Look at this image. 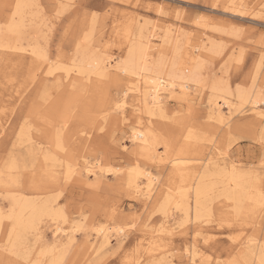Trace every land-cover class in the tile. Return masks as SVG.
<instances>
[{
	"label": "rangeland",
	"instance_id": "rangeland-1",
	"mask_svg": "<svg viewBox=\"0 0 264 264\" xmlns=\"http://www.w3.org/2000/svg\"><path fill=\"white\" fill-rule=\"evenodd\" d=\"M0 41L11 46L0 48V264H189L190 253L196 264H259L264 118L237 93H260L264 101V0H0ZM143 52L151 55L144 75L172 71L188 80L186 99L176 94L163 113L140 121L164 166L140 155L137 91L119 75ZM30 57L38 72H29ZM224 91L235 105L231 112L221 106L220 122L210 106ZM121 100L124 116L112 109ZM182 151L191 158L182 171L188 181L204 176L209 187L195 223L176 208L189 191L191 216L192 190L169 165ZM84 161L100 162L109 174L86 177L76 167ZM137 169L158 178L150 199H136L128 183ZM35 211L43 213L36 219ZM17 214L25 223L34 218V228L17 232ZM58 222L74 236L54 234ZM115 225L128 236L113 233L97 249V229Z\"/></svg>",
	"mask_w": 264,
	"mask_h": 264
},
{
	"label": "bare ground",
	"instance_id": "bare-ground-1",
	"mask_svg": "<svg viewBox=\"0 0 264 264\" xmlns=\"http://www.w3.org/2000/svg\"><path fill=\"white\" fill-rule=\"evenodd\" d=\"M233 2V1H232ZM236 8V7H235ZM253 9V8H252ZM20 10V8H19ZM232 11V10H231ZM23 13V12H22ZM234 13V12H233ZM22 17V16H20ZM150 28V27H149ZM7 30L9 33L11 34H15L17 32V29L15 26H10V27H7ZM32 30V29H30ZM155 35H152L151 38H154ZM148 39V38H147ZM86 40V38H85ZM147 49L150 50L152 48V42H149L147 41ZM150 43V44H149ZM24 44V43H23ZM137 44V43H136ZM82 45V44H81ZM92 47V46H91ZM141 47V46H140ZM0 48L1 49H9L11 48V46H8V44H4L3 42L0 41ZM83 48V47H82ZM88 48V47H87ZM136 48H138L136 46ZM92 49V48H91ZM139 50V49H137ZM178 52V51H177ZM24 53V52H23ZM139 53V52H138ZM144 53V52H143ZM34 54H36L34 52ZM38 55V54H37ZM84 55V54H83ZM139 55V54H138ZM33 56V55H32ZM82 56V55H81ZM129 56V55H128ZM142 57H139L135 56L133 57V59L137 58L135 61L133 60H129L126 65H122L121 68H119V72L120 74L119 75H123L124 78L126 81H128L129 83L133 84L132 88L134 90L137 91V104L136 106L134 105L135 107V110L133 111L134 113H136V120H137V124H138V127L136 129L133 130V138L137 141V143H139L140 145V148H141V153L140 154L142 157L143 156H146L148 157L149 159H155L158 161V163L162 166L164 165H167L166 161L167 160L166 158L162 157L159 153V150L156 148V147H152L153 144V137L150 135L152 133H150V130H146V129H140L139 126H140V121L143 119V116L144 115H148L150 117H152L155 113H163V110L164 108L166 107L167 105V102L168 99L174 97L176 98L174 95H180L181 97L185 98L186 99V93L185 91L188 89V83L186 81V79L183 77H177L172 75L171 73H173L172 71L170 72V74H163V75H155V76H148V75H144L145 72V68L147 66V64L149 63V60L148 58L151 56L149 55V53L145 54L144 55H141ZM25 57V56H24ZM26 58V57H25ZM36 58V57H35ZM79 58V56H78ZM39 59V58H38ZM37 59V60H38ZM180 59V58H179ZM30 60L31 57H30ZM40 60V59H39ZM45 60V59H44ZM77 60V59H76ZM128 60V59H127ZM161 60V59H160ZM35 63H34V62ZM89 61V60H88ZM104 61V60H103ZM23 62V61H22ZM37 61L35 59L32 60V64L31 66H29V72H34V71H37L39 70L38 68L40 67L39 63H36ZM43 62V61H41ZM84 62V61H83ZM86 62V61H85ZM84 62V63H85ZM100 62V61H99ZM25 63V62H24ZM73 63V62H72ZM90 63V62H89ZM101 63V62H100ZM132 63V64H131ZM30 64V63H29ZM44 64V62H43ZM176 64V63H175ZM178 64V62H177ZM96 65V64H95ZM99 65H102V64H99L97 63L96 67H99ZM104 65V64H103ZM102 65V67H103ZM174 65V64H173ZM172 65V66H173ZM90 66V65H89ZM175 66V65H174ZM42 67V66H41ZM101 67V66H100ZM151 67V66H150ZM155 67V65H154ZM74 68V67H73ZM176 68V67H175ZM196 68V67H195ZM45 69V68H44ZM43 69V70H44ZM147 69V68H146ZM167 69V68H165ZM172 69V68H170ZM174 70V69H172ZM99 71V69H98ZM101 71V69H100ZM105 71V70H104ZM151 71V69L149 70ZM168 71V70H167ZM38 72V71H37ZM36 72V73H37ZM152 72V71H151ZM176 72V71H175ZM174 72V73H175ZM103 73V72H102ZM178 73V72H177ZM195 73V72H194ZM40 74V73H39ZM28 76V75H27ZM67 77V76H66ZM90 77V76H89ZM37 78V77H36ZM102 78V77H101ZM26 79V78H25ZM185 79V80H184ZM188 79V78H187ZM98 81V80H97ZM129 85V84H128ZM22 86V85H21ZM130 86V85H129ZM214 87V86H213ZM217 87V86H216ZM214 87V88H216ZM220 87V86H219ZM255 87V86H254ZM129 88V87H128ZM131 90V88L129 89ZM222 90V89H221ZM260 90V89H259ZM220 91V90H219ZM133 92V91H132ZM241 92V91H239ZM246 92V91H245ZM126 94V93H125ZM224 94H226L227 96H225V98H215L213 100L212 98V101H211V112L215 113V116H216V119L219 120L220 122L223 121L224 119V116H223V112L221 111V106L222 105H225L226 108L228 109L229 112L232 111V106H234L235 104L231 103V100H230V93H226L224 91ZM238 94V100L241 104H244V103H248L251 105V111L254 112V115L256 118L258 119H263L264 118V110H261L259 108L260 105H263L264 107V101H262L260 99V96L259 94H254L252 93L253 95L250 96V94L248 95L247 94H244V93H237ZM136 95V94H135ZM261 95V94H260ZM178 96V97H180ZM214 96V95H213ZM125 97V96H124ZM177 97V98H178ZM126 98V97H125ZM176 98V99H177ZM234 98V97H233ZM134 100V99H133ZM184 100V99H183ZM264 100V99H263ZM127 101V100H126ZM125 100H121L120 102L116 103V105L112 108V109H115L117 111V113L119 112L120 115L124 116V114L126 113V105H127V102ZM187 101V100H186ZM132 102V101H131ZM134 102V101H133ZM86 105V104H85ZM131 106V105H129ZM240 106V105H239ZM245 106V104L243 105V107ZM128 107V106H127ZM45 108V107H44ZM131 108V107H130ZM113 111V110H112ZM14 115V114H13ZM105 115V114H104ZM253 115V117H254ZM106 117V116H105ZM225 121V120H224ZM232 122V121H231ZM151 123V122H150ZM142 126V125H141ZM84 130V129H83ZM196 138V137H195ZM84 140H87V139H84ZM192 140V139H191ZM44 141V140H43ZM198 141V139H197ZM189 142V141H187ZM191 144V143H190ZM189 144V145H190ZM194 144V142H193ZM192 144V146H193ZM220 146V144H218ZM217 145V146H218ZM137 146V145H136ZM186 146V145H185ZM196 146V145H195ZM194 146V148H195ZM213 146H216L215 144ZM216 146V147H217ZM187 147V146H186ZM191 147V146H190ZM197 147V146H196ZM193 148V147H192ZM191 148V150H192ZM193 148V149H194ZM199 148V146H198ZM198 148L196 150H198ZM204 148V147H203ZM185 149V148H184ZM190 148H187L186 150H188ZM216 149V148H215ZM204 150V149H203ZM202 150V151H203ZM217 150V149H216ZM194 151V150H193ZM211 151V150H210ZM169 153L168 151V147H164V152L163 153ZM185 151H182L180 152L178 155H176V157H174L171 162H169L170 164V167L172 168L173 172L181 179V181L183 180L184 182H186L187 184H189V187L188 189L191 191L192 190V204H191V216H190V213H189V210H190V207H189V204H188V192L189 191H184L183 194H181V198H179V201H177V205H176V208L178 210H181L183 212H185V216L187 218V222L190 221L191 219V223H195L197 221H199L202 217V212L204 211L203 209L206 208L205 207V203L206 201H204V199H207L205 196L206 194L208 193L209 191V187L205 184V177L202 176L200 180L194 182V183H191V181H188V180H192L190 178L187 179L186 175L187 174H183L182 171L185 167V161L187 159V157H185ZM192 152V151H191ZM213 152V151H212ZM188 154L189 151L187 152ZM196 153V151H195ZM194 153V154H195ZM203 153V152H202ZM192 154V153H191ZM199 154V153H197ZM200 154H201V151H200ZM167 155V154H166ZM164 155V156H166ZM185 155V156H184ZM202 155V154H201ZM199 156V155H198ZM197 156V157H198ZM206 156V155H205ZM191 157H194L191 156ZM169 158V157H167ZM203 158V157H202ZM205 158V157H204ZM213 158V157H212ZM215 158V157H214ZM191 159V158H189ZM187 159V160H189ZM192 159H196V158H192ZM201 159V158H200ZM207 159V158H206ZM205 159V160H206ZM191 161V160H190ZM189 162V161H188ZM196 161H194L195 163ZM206 162V161H205ZM208 162V161H207ZM206 162V163H207ZM203 163H201L202 165ZM225 164V163H224ZM78 165H80L82 167V173L86 176V177H89V176H92V177H96L98 175H102V176H105V175H108L109 172L108 171H104V166H102V164L100 162H89V161H84V163L82 164H76V167H78ZM193 165V163H192ZM196 165V164H195ZM198 165V164H197ZM200 165V164H199ZM194 166V165H193ZM12 167V166H10ZM159 167V166H158ZM191 167V166H190ZM189 168V166H188ZM72 170V169H71ZM76 169H73L72 172L75 173ZM70 172V171H69ZM10 173V172H9ZM13 173V172H11ZM206 174V173H205ZM209 174V173H208ZM175 175V176H176ZM184 176V177H183ZM195 176V175H194ZM72 177V176H71ZM131 177V175H130ZM235 177V176H234ZM239 178L240 176H236V178ZM199 178V177H197ZM196 178V179H197ZM217 178V177H216ZM237 178V179H238ZM140 179H144L142 181H139ZM235 179V178H234ZM233 179V180H234ZM240 179V178H239ZM206 180H207V177H206ZM241 180V179H240ZM129 182V185L131 186V188L133 189V192H134V195L136 199H140L141 197H151L152 196V192L154 189H152L154 187V185L157 184L158 181V178L157 176H155L151 170H147V171H141L139 169H137L135 172H134V176L132 178H130L128 180ZM180 181V180H179ZM230 181H232L230 179ZM237 181V180H235ZM244 181V180H243ZM190 182V183H189ZM193 182V181H192ZM217 182V181H216ZM236 183V182H235ZM225 184V183H224ZM230 184H232L230 182ZM234 184V183H233ZM245 183H243L244 185ZM223 185V184H222ZM235 185V184H234ZM237 185V184H236ZM235 187V186H234ZM233 187V188H234ZM238 188L240 187L239 183H238ZM223 188V187H222ZM236 188V187H235ZM242 189V188H241ZM240 190V189H238ZM236 191V190H235ZM231 192H234L231 191ZM243 192V191H242ZM190 193V194H191ZM235 193V192H234ZM224 194V193H223ZM226 194V193H225ZM148 195V196H147ZM229 195V194H228ZM232 195V194H231ZM239 195V194H238ZM243 195V194H242ZM230 196V195H229ZM228 196V197H229ZM240 196V195H239ZM13 197V196H12ZM233 197V196H232ZM154 198V197H153ZM150 199V198H149ZM187 199V200H186ZM225 199V198H224ZM234 199V198H233ZM236 199V198H235ZM240 199V198H239ZM141 200V199H140ZM139 200V201H140ZM148 200V199H147ZM226 200V199H225ZM222 201V200H221ZM227 201H230L227 199ZM13 202V200H12ZM220 202V201H219ZM218 202V203H219ZM235 202V201H234ZM34 203V202H33ZM233 203V201H232ZM240 203V202H239ZM237 203V204H239ZM215 204V203H214ZM222 204V203H221ZM231 204V203H230ZM234 204V203H233ZM223 205L224 206H228V204H226V202H223ZM235 205V204H234ZM255 205L257 207H263V210H264V198L262 197H257L255 199ZM13 206L14 207H17L20 211H23V210H26V208H28V204L27 203H22V202H19V201H14L13 202ZM12 206V209H14V207ZM238 206V205H237ZM235 207V206H234ZM240 207V206H238ZM237 208V207H236ZM36 209V208H35ZM238 209V208H237ZM264 212V211H262ZM20 213V212H18ZM34 213H36V219L41 216V211H35ZM230 213V212H228ZM2 214L1 211H0V224H1V221H2ZM214 215V214H213ZM229 217V216H227ZM57 218V217H56ZM55 218V219H56ZM54 219V218H53ZM244 219V218H243ZM62 220V219H61ZM12 221H13V224L14 226L16 227V229L18 230L17 232H19L20 234H22L26 229L28 228H34V218L33 219H29L26 221V223L22 220L21 218V215L17 214L16 217L13 216L12 218ZM169 223V222H168ZM56 224V227L54 229V234H65L67 239L68 238H72L74 236L73 232H68L67 229L63 228L62 226L64 225H60L59 222L58 223H55ZM62 224V223H61ZM164 224V223H163ZM73 227V226H72ZM76 227V226H75ZM135 228V227H134ZM166 228V227H165ZM97 229V228H96ZM170 229V228H169ZM177 229V228H176ZM195 229H197V227H195ZM147 230V229H146ZM96 231V230H95ZM160 233H164V230H161L159 231ZM15 233V232H14ZM115 234L119 237V239L121 240H125V238L128 236L127 235V231H126V227L124 226H120V225H115V226H111V227H101L99 229H97L96 231V238L99 239V247L97 249H101L103 247H107V245H109L111 243V238H112V234ZM152 233V231H151ZM168 233V232H167ZM166 233V234H167ZM175 233V232H173ZM146 234V233H145ZM153 234V233H152ZM155 235V234H154ZM157 235V234H156ZM155 235V236H156ZM170 236H172L173 234H169ZM135 236V235H134ZM166 236V235H165ZM158 237V236H156ZM163 237V236H162ZM16 238V237H15ZM167 238V237H165ZM21 239V238H18V240ZM97 239H96V242H97ZM146 239V238H145ZM152 239H155V238H152ZM162 239V238H161ZM15 241V239H14ZM154 241V240H153ZM17 242V240L15 241ZM142 242V241H141ZM153 243V242H152ZM151 244V243H150ZM22 245V244H21ZM96 246V244H95ZM95 246L93 247L92 252H91V255L93 256L95 254V252L97 251V249L95 248ZM264 246V245H263ZM104 249V248H103ZM102 250V249H101ZM151 253V252H150ZM191 254V258L188 260V263L189 264H194L195 263V254ZM258 254V253H257ZM89 254V256H91ZM189 255V254H188ZM259 256V255H258ZM176 257V256H175ZM264 256L261 255L258 257V263L259 264H263L264 263ZM198 262V261H197ZM257 262V261H256ZM53 264H58V261H55ZM196 264V263H195ZM256 264V263H255Z\"/></svg>",
	"mask_w": 264,
	"mask_h": 264
}]
</instances>
